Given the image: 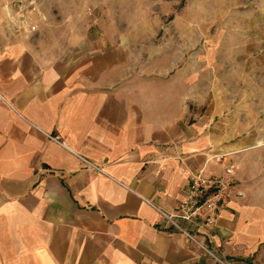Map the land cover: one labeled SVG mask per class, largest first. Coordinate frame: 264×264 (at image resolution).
Here are the masks:
<instances>
[{
	"label": "crops",
	"instance_id": "1",
	"mask_svg": "<svg viewBox=\"0 0 264 264\" xmlns=\"http://www.w3.org/2000/svg\"><path fill=\"white\" fill-rule=\"evenodd\" d=\"M5 2L0 264H215L157 210L225 166L242 198L182 227L219 261L264 264V39L198 33L174 51L82 32L50 47L41 30L7 35Z\"/></svg>",
	"mask_w": 264,
	"mask_h": 264
},
{
	"label": "rangeland",
	"instance_id": "2",
	"mask_svg": "<svg viewBox=\"0 0 264 264\" xmlns=\"http://www.w3.org/2000/svg\"><path fill=\"white\" fill-rule=\"evenodd\" d=\"M39 1L45 21L38 31H42L50 47L68 45L71 35L82 32L105 34L108 40L121 37L139 47L164 46L174 51L183 41L186 47L193 46L198 33L205 43L222 32L234 46L243 36L251 44L257 37L264 39V0ZM177 32L184 36L179 37ZM211 259L215 264H226Z\"/></svg>",
	"mask_w": 264,
	"mask_h": 264
},
{
	"label": "built area",
	"instance_id": "3",
	"mask_svg": "<svg viewBox=\"0 0 264 264\" xmlns=\"http://www.w3.org/2000/svg\"><path fill=\"white\" fill-rule=\"evenodd\" d=\"M4 7L6 18L2 24L9 36L29 39L45 21L39 0H6ZM51 139L58 142L55 137ZM212 158L218 162L222 157ZM80 161L85 166L99 171L97 166L88 161L84 159ZM237 186L238 182L234 178L231 166L223 167L218 174H207L200 168L189 175L181 198L173 208L169 211L157 210V213L164 227L179 232L216 262L221 263L182 227V223L199 228L213 226L228 202L242 198L243 193Z\"/></svg>",
	"mask_w": 264,
	"mask_h": 264
}]
</instances>
